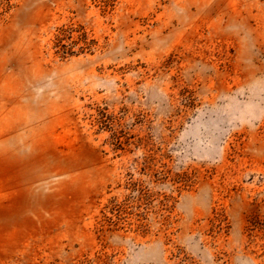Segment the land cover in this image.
<instances>
[{"label": "rangeland", "instance_id": "rangeland-1", "mask_svg": "<svg viewBox=\"0 0 264 264\" xmlns=\"http://www.w3.org/2000/svg\"><path fill=\"white\" fill-rule=\"evenodd\" d=\"M0 264H264V0H0Z\"/></svg>", "mask_w": 264, "mask_h": 264}]
</instances>
